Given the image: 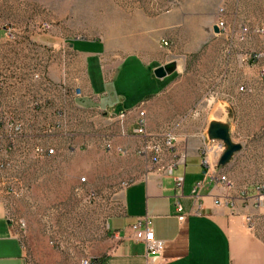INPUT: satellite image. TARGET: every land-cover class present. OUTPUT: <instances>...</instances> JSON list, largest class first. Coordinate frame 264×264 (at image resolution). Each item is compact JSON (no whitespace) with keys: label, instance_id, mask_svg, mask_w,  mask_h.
Here are the masks:
<instances>
[{"label":"crops","instance_id":"obj_1","mask_svg":"<svg viewBox=\"0 0 264 264\" xmlns=\"http://www.w3.org/2000/svg\"><path fill=\"white\" fill-rule=\"evenodd\" d=\"M199 1L206 9L207 0ZM170 13L149 17L148 30L134 32L132 42L118 41L115 48L98 39L52 43L49 76L55 82H76L82 95L59 93L56 99V105L67 110L74 150L65 148L59 133L49 142L62 150L61 157H71V153L90 149L105 139L129 151L127 155L117 152L122 157H151L146 172L123 189L124 208L109 218V248L97 258L99 264H264V209L251 199L255 185L234 179L230 163L219 166L220 142L208 138L210 123L218 121L229 125L234 140V86L228 79L221 81L197 69L220 57L222 34L215 33L213 25L206 26V16L200 31L182 37L170 33L174 24ZM0 36L1 50L6 37ZM39 41L21 38L12 45L24 61L34 58L32 61L38 62L46 54L44 48L30 57L28 45H39ZM170 61L177 62V71L157 78L154 69ZM24 92L22 84L10 78L3 93L5 107L23 117L28 114ZM139 105L145 108L150 136L163 139L172 134L176 139V146L165 149L157 164L144 148L150 136H124L120 119L110 120L106 115ZM57 118L54 109H49L38 123ZM133 120L130 117L125 125ZM220 173L228 174L235 187L217 184L213 176ZM180 177L184 181L178 186ZM221 196H230V202L216 203ZM14 203V195L0 194V264H31L9 219ZM146 215L152 218L156 240L162 242L154 257L148 255L144 243L134 240L131 229L138 217ZM181 215H185L183 221ZM247 215L256 221L254 232L247 227Z\"/></svg>","mask_w":264,"mask_h":264},{"label":"rangeland","instance_id":"obj_2","mask_svg":"<svg viewBox=\"0 0 264 264\" xmlns=\"http://www.w3.org/2000/svg\"><path fill=\"white\" fill-rule=\"evenodd\" d=\"M204 5L199 0H0V35L6 37L0 71L21 74L24 59L12 45L21 38L40 40L47 66L55 41L98 39L115 48L118 41L132 42L134 32L148 30L149 17L168 11L174 17L170 33L182 37L202 30L205 16L206 26L214 29L224 7L220 57L197 69L230 80L236 90L233 136L243 147L230 162L233 178L264 184V33L257 32L264 28V0H207ZM242 27L250 31L244 39L236 35ZM9 30L18 40L7 38ZM105 140L71 157H32L17 170L12 214L26 224L19 236L31 264H81L108 251L109 218L123 211V189L146 172L151 157H122Z\"/></svg>","mask_w":264,"mask_h":264},{"label":"built area","instance_id":"obj_3","mask_svg":"<svg viewBox=\"0 0 264 264\" xmlns=\"http://www.w3.org/2000/svg\"><path fill=\"white\" fill-rule=\"evenodd\" d=\"M217 26L220 33L226 31V21L224 18L225 8L220 7ZM45 26V25H44ZM43 26V27H44ZM247 27H242L237 31L236 35L244 39L249 34ZM257 32L264 33V28H260ZM6 36L11 41H16V33L9 30ZM166 45L168 43H165ZM42 45H37L30 42L28 51L30 57L37 54L43 49ZM52 51V50H51ZM45 52V48H44ZM52 55V54H51ZM34 59V58H33ZM32 59V60H33ZM24 61L23 68L20 69V75H12L10 71H0V194L17 195V170L26 168L28 160L32 157L42 159L45 157L58 156L62 150L57 148L53 143L49 142V138L56 133L60 134L65 143V148L69 151L74 150L73 131L69 129V120L67 110L63 106L56 105V99L59 93L75 94L81 96L82 92L77 91L76 82H55L49 76V63L45 65V56L39 58L38 62ZM52 60V59H51ZM51 62V61H50ZM13 78L19 81L25 88L24 97L27 103V113L24 117L16 112L6 108L3 102V93L7 88L9 79ZM243 89V87H241ZM18 90L13 95H17ZM54 109L55 115L58 117L55 121H48L39 124V119L49 110ZM110 120L120 119L123 123L122 135H141L149 137L147 131V115L143 105H139L129 111H124L119 114L106 113ZM130 117H134L132 123L128 126L125 122ZM126 124V125H125ZM174 135L168 134L165 138L150 136L146 141L144 148L152 155V162L157 164L161 160V155L165 149H173L176 144ZM105 146L108 149H114L122 155L129 154L127 149L122 147H114L112 143L105 140ZM221 149L224 150L223 144L220 142ZM208 165V160H205ZM168 173L172 172V167L167 169ZM215 182L224 186L227 189L235 187V181L228 174L220 173L213 176ZM83 180L86 178L83 177ZM184 178L176 179V184L181 186ZM256 194L252 196L255 205L264 209V184H255ZM230 196H221L216 200V203L228 204ZM180 207V205H178ZM10 221L15 225L18 233L24 229L26 224L23 220H16L13 216L9 217ZM185 215L179 216V220L183 221ZM247 227L250 231L256 230V221L253 216L245 217ZM133 238L136 242L144 243L147 247V253L150 257L157 256L162 249V242L156 240L153 230V221L150 216L138 217L131 225ZM97 258L85 259L81 264H94Z\"/></svg>","mask_w":264,"mask_h":264},{"label":"water","instance_id":"obj_4","mask_svg":"<svg viewBox=\"0 0 264 264\" xmlns=\"http://www.w3.org/2000/svg\"><path fill=\"white\" fill-rule=\"evenodd\" d=\"M215 33H220L218 26H214ZM178 69L176 61H170L164 65H160L154 69V75L162 79L168 75L173 74ZM208 138L211 141H219L223 144L224 150L219 158L218 165H228L234 155L242 150V144L235 142L230 133V127L228 124L218 121H212L208 127Z\"/></svg>","mask_w":264,"mask_h":264},{"label":"trees","instance_id":"obj_5","mask_svg":"<svg viewBox=\"0 0 264 264\" xmlns=\"http://www.w3.org/2000/svg\"><path fill=\"white\" fill-rule=\"evenodd\" d=\"M101 261V259L99 260V259H96L95 261H94V264H99V262Z\"/></svg>","mask_w":264,"mask_h":264}]
</instances>
